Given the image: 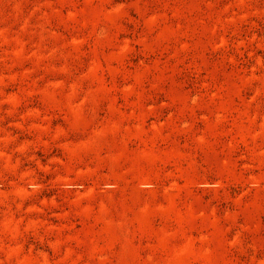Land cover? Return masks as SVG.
Returning <instances> with one entry per match:
<instances>
[{
	"label": "rangeland",
	"instance_id": "rangeland-1",
	"mask_svg": "<svg viewBox=\"0 0 264 264\" xmlns=\"http://www.w3.org/2000/svg\"><path fill=\"white\" fill-rule=\"evenodd\" d=\"M0 264H264V0H0Z\"/></svg>",
	"mask_w": 264,
	"mask_h": 264
}]
</instances>
